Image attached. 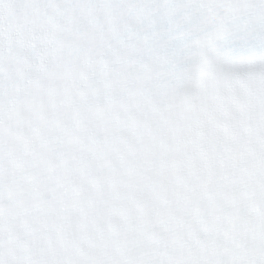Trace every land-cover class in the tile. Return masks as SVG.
<instances>
[{"label": "snow or ice", "instance_id": "6c2138e0", "mask_svg": "<svg viewBox=\"0 0 264 264\" xmlns=\"http://www.w3.org/2000/svg\"><path fill=\"white\" fill-rule=\"evenodd\" d=\"M0 264H264V0H0Z\"/></svg>", "mask_w": 264, "mask_h": 264}]
</instances>
